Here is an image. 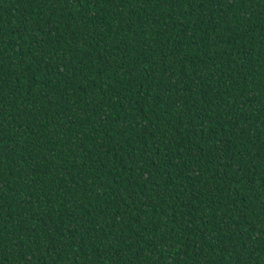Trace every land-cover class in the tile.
<instances>
[{"label":"trees","instance_id":"1","mask_svg":"<svg viewBox=\"0 0 264 264\" xmlns=\"http://www.w3.org/2000/svg\"><path fill=\"white\" fill-rule=\"evenodd\" d=\"M0 264H264V0H0Z\"/></svg>","mask_w":264,"mask_h":264}]
</instances>
